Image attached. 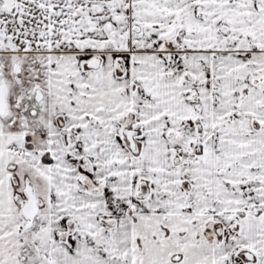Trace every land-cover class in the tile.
I'll return each instance as SVG.
<instances>
[{
	"label": "snow or ice",
	"instance_id": "1",
	"mask_svg": "<svg viewBox=\"0 0 264 264\" xmlns=\"http://www.w3.org/2000/svg\"><path fill=\"white\" fill-rule=\"evenodd\" d=\"M0 264H264V0H0Z\"/></svg>",
	"mask_w": 264,
	"mask_h": 264
}]
</instances>
